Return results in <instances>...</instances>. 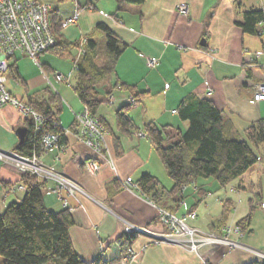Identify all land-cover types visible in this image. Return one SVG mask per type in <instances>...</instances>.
<instances>
[{
	"label": "crops",
	"instance_id": "obj_1",
	"mask_svg": "<svg viewBox=\"0 0 264 264\" xmlns=\"http://www.w3.org/2000/svg\"><path fill=\"white\" fill-rule=\"evenodd\" d=\"M180 5L187 7L186 15L180 14ZM51 6L59 18L63 12L65 19L80 9L78 20L69 24L77 28L74 40L65 35L69 41L82 44L93 38L103 49L105 37L96 32V26L104 22L128 45L112 77L99 86L104 102L98 116L107 130L105 157L113 163L106 162L96 175H89L81 161L75 159L77 154L83 158L91 153L78 138L77 126L70 129L76 121L75 112L85 107L76 93L69 100L60 96L59 122L71 131L66 134L64 149H51L41 157L45 166L73 178L83 189L68 198L74 208L70 210L74 217L70 235L75 250L87 264L102 257L113 264H197L199 259L195 255L172 243H155L151 235L164 231L159 219L160 205L144 194L137 182L149 173L168 190L174 181L145 126L154 122L165 129L169 139L165 144L177 140L179 132L189 128V121L178 114L179 106L194 94L211 99L222 111L226 137L247 139L246 129L264 119V100L254 101V85L264 81V58L254 65H245L244 59L247 53L264 50V22L259 25V34H249L236 21L250 8L264 11V0H147L142 5L123 0H72ZM85 6L89 7L83 9ZM80 55V46L72 50L75 71ZM149 58L157 60L155 66H149ZM56 65L63 68L61 63ZM45 69L41 68L43 80L53 84L49 71H57L55 65L48 63ZM33 80L25 82L30 87ZM122 84L129 88L115 87ZM108 93L114 96L113 104L108 102ZM136 95L141 96V101L131 103ZM124 107H128L126 112L134 122L131 132L118 127L117 111ZM18 112L11 105L0 109V128L14 133L19 126H27L22 124ZM18 143L19 139L11 148L1 144L0 147L15 149ZM252 146L260 158L244 175L226 186L214 177L198 178L183 192L187 209L197 215L189 222L203 230L221 232L225 225H239L250 216L243 235L233 234L244 247L228 250L219 245L205 249L211 264L263 261L259 254L264 252V211L260 208V204L264 205V143ZM20 176L16 169L0 163V214L11 202L23 198L21 191L5 194L8 186L21 182ZM126 181L131 183L130 187L124 185ZM55 185L54 179H48L43 196L47 207L58 212L65 206L53 192ZM163 202L171 207L176 205L168 195ZM184 209L179 206L178 213ZM127 225L146 228L149 233H139L124 249L116 239L125 233ZM131 253L132 259L127 261Z\"/></svg>",
	"mask_w": 264,
	"mask_h": 264
},
{
	"label": "trees",
	"instance_id": "obj_2",
	"mask_svg": "<svg viewBox=\"0 0 264 264\" xmlns=\"http://www.w3.org/2000/svg\"><path fill=\"white\" fill-rule=\"evenodd\" d=\"M126 3L142 5L147 0H123ZM51 22L57 43L49 51L61 56L71 57L74 48L81 47V42L69 41L63 30V20L52 7ZM264 20L261 8L245 10L243 18L236 21L245 33L259 34V25ZM104 34L105 45L88 38L84 44L85 52L76 61L77 75L72 88L85 107L92 114L98 115L104 102L99 86L109 80L116 71V65L127 44L106 23L96 26V32ZM103 52V64L98 63ZM48 63H43L47 67ZM17 81L27 83L21 77L16 61L10 64ZM121 88H129L122 84ZM47 95L29 94L26 102L45 116L44 128L62 134V145L67 143V135L60 124L59 115L62 111V101L59 93L51 87L46 88ZM137 101L141 96L136 95ZM128 107L117 111L119 129L131 132L133 119L127 114ZM178 114L182 120L189 121L186 132H179V138L165 144L166 130L154 122L147 123L145 130L154 142L158 155L165 164L174 184L166 189L160 180L149 173L144 174L137 184L144 194L157 204H161L168 195L174 206L169 210L179 212L181 191L198 178L214 177L222 186L241 177L258 162L260 156L256 147L264 143V119L253 122L247 129V139L226 137V122L222 111L209 98H200L194 94L188 95L180 104ZM103 121V120H102ZM104 122V121H103ZM28 135L24 143L17 144L15 150L25 155H31L39 146L42 132L36 133L30 119H26ZM77 126L76 121L70 129ZM106 126V125H105ZM119 146V140L116 139ZM20 181L27 187L20 201L11 202L0 214V255L2 264H87L75 250L70 230L74 225V217L68 208L55 212L50 210L43 196L47 185L46 179L36 174H23ZM182 200V199H181ZM250 216L240 221L242 230L248 225ZM138 232H126L116 239L121 247L127 249L138 236ZM113 261L103 257L89 264H113ZM252 264H264V260Z\"/></svg>",
	"mask_w": 264,
	"mask_h": 264
},
{
	"label": "built area",
	"instance_id": "obj_3",
	"mask_svg": "<svg viewBox=\"0 0 264 264\" xmlns=\"http://www.w3.org/2000/svg\"><path fill=\"white\" fill-rule=\"evenodd\" d=\"M88 7L85 6L83 9ZM51 9V4L41 0H0V109L8 105L18 108L23 115L31 120L34 131L36 133L42 132L39 146L31 155H25L15 149L8 150L0 147V163L16 169L20 175L29 173L36 174L46 180L54 179L56 185L53 192L57 194L66 208L73 210L74 208L70 206L68 198L82 193L81 185L73 178L48 168L41 160L42 155L51 149H64L62 134L45 129V116L30 104L20 101L6 86L10 59L16 58L18 55L29 56L42 68L41 55L56 45L57 39L52 28ZM178 10L180 14H187L185 5H180ZM79 16L80 9L75 12L74 16L63 21V27L75 23ZM85 43L86 40L81 44V54L85 52ZM262 58H264V50L247 53L244 63L254 65ZM156 63V59H148L149 66L153 67ZM56 78L70 86L72 85L70 75L57 73ZM261 100H264V81L254 85V101ZM131 101L136 102L134 98ZM108 102L114 103L113 95L108 97ZM75 120L78 138L91 150L89 156L82 158L80 154H77L75 159L81 161L82 168L87 174L96 175L104 163H113L111 158L105 157V135L107 133L105 124L101 117L92 114L87 107L75 112ZM64 132L67 134L71 131L64 128ZM185 187L187 185L183 188ZM26 190L27 187L20 182L8 186L5 194L25 192ZM181 192L183 193L184 189ZM182 203L187 209L185 201ZM260 208L264 211L263 204H260ZM159 216L160 222L164 224V231L151 233L154 242L175 244L187 253L198 257V264H211L205 256V249L219 245L227 246L228 250L244 247L238 238L233 236V234L243 235L240 225H225L221 232L206 231L188 223L189 218L192 219L197 216L194 211L189 209L180 215L160 209ZM125 231L142 233L144 229L128 225ZM259 255L264 260V252ZM132 256L133 253L130 254L127 261H130Z\"/></svg>",
	"mask_w": 264,
	"mask_h": 264
},
{
	"label": "rangeland",
	"instance_id": "obj_4",
	"mask_svg": "<svg viewBox=\"0 0 264 264\" xmlns=\"http://www.w3.org/2000/svg\"><path fill=\"white\" fill-rule=\"evenodd\" d=\"M45 1L49 2V4L51 3L54 6H56V4L58 5L60 3L68 4L72 0H65L64 2H62L61 0L60 1L59 0H45ZM62 17L64 18L63 12H61V14H60V18H62ZM62 32L68 38L74 40V36L77 33L76 25H69V27H65L62 30ZM80 54H81V47H80ZM15 60H17V63H18L17 66H18L19 72H20L21 77L23 78V80L26 79L28 81L29 79H34L33 82H32V85L30 86L31 88H30L28 85L26 86V84L24 85L22 82L17 81V79L14 76L15 73L13 71H8V73H7L8 81L6 82L7 89L15 97H17L20 101H23V102L27 103L26 100H27V96L29 94H37V95H40V96L41 95L45 96V95H47L46 88H49V87H51L54 91L58 90L59 94H61L60 96H62L64 100H69L70 95L71 94L74 95L75 91H74L73 88H71L73 83H72L71 86L68 85L67 83H66L67 85L65 83L64 84H60L56 80V77L54 75L55 72L56 73L60 72V73H62L64 75H70L71 76V81L73 82L75 77H76V75H77V72L74 69V63H73L72 57H61V56H58V55H56V54H54V53H52L50 51H47V52H45V53H43L41 55L40 62L42 64L44 62L45 63H51L52 65L54 64L56 69H57V71H55V72H53L52 70L49 71V77H50V79H51V81L53 82L54 85L49 80L48 81H44L43 80V76H42L43 74H42V70H41L40 66L31 57L24 56V55L23 56L22 55H18V56H16V58L10 59V64L13 63ZM103 60H104V57H103V52H102L101 55H100L98 63L103 64ZM56 63H61L63 68H60L58 65H56ZM258 63L259 62H257L256 64H258ZM75 64H77V62ZM42 68L45 69V67H43V66H42ZM61 69H64V70H61ZM46 70L48 71L47 68L45 69V71ZM115 87L121 88L120 85H115ZM108 94H109L108 97L113 95L112 93H108ZM134 99H135V101H137L136 98H134ZM131 103H134V102L131 101ZM66 105H67V103H66ZM68 110H69V108L66 107V109H65L66 113L68 112ZM18 114H19L20 118L22 119V124L24 125L26 123V119L28 117L23 115L20 111L18 112ZM18 128H20V126ZM18 139L19 138H18V135H17V130H14V133H13V131H9L6 128H0V140H2V141H0L1 145L6 146L8 148H11V147L14 146L15 143H17ZM128 182L129 181H126L124 185L127 186V187H130L131 183L130 182L128 183ZM137 186H138V184H137ZM186 188L187 187L182 188V189L185 190ZM180 194H181V199L182 200L180 199L179 203H180V207L182 208V207H184L182 201H185L184 198H183V194L184 193L181 192ZM170 208L171 207L168 206L164 202L160 204V209H163V210H166V211H171V210H169ZM185 211H187V209H184V211H182V213H185ZM190 211H192V210H190ZM177 214L180 215L178 212H177ZM159 219H160V216H159ZM189 220H190V218H189ZM189 220H188V223L190 225H192L189 222ZM163 226H164V224H163ZM193 226H195V225H193ZM2 263H3V257L0 255V264H2Z\"/></svg>",
	"mask_w": 264,
	"mask_h": 264
},
{
	"label": "water",
	"instance_id": "obj_5",
	"mask_svg": "<svg viewBox=\"0 0 264 264\" xmlns=\"http://www.w3.org/2000/svg\"><path fill=\"white\" fill-rule=\"evenodd\" d=\"M203 43H204V41H203ZM17 135L19 138V144L24 143V141L26 140L27 135H28V127L24 126V127L18 128L17 129Z\"/></svg>",
	"mask_w": 264,
	"mask_h": 264
},
{
	"label": "bare ground",
	"instance_id": "obj_6",
	"mask_svg": "<svg viewBox=\"0 0 264 264\" xmlns=\"http://www.w3.org/2000/svg\"><path fill=\"white\" fill-rule=\"evenodd\" d=\"M128 226V225H127ZM136 227H138V226H136ZM139 228H142V227H139ZM142 229H144V231H142V232H147V233H149V230H147L146 228H142ZM168 243H170V242H168ZM199 263V262H198ZM197 263V264H198Z\"/></svg>",
	"mask_w": 264,
	"mask_h": 264
}]
</instances>
